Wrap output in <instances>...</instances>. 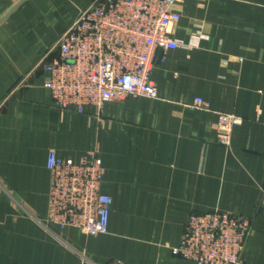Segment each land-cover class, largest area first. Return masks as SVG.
<instances>
[{
	"label": "crops",
	"instance_id": "0c3cea01",
	"mask_svg": "<svg viewBox=\"0 0 264 264\" xmlns=\"http://www.w3.org/2000/svg\"><path fill=\"white\" fill-rule=\"evenodd\" d=\"M92 1L0 0V264H196L173 248L192 213L215 210L253 220L240 264H264V0H180L170 37L192 46L157 52L156 98L63 110L42 64ZM220 113L242 118L230 146ZM94 149L108 232L48 224L49 152Z\"/></svg>",
	"mask_w": 264,
	"mask_h": 264
},
{
	"label": "built area",
	"instance_id": "2783aa9c",
	"mask_svg": "<svg viewBox=\"0 0 264 264\" xmlns=\"http://www.w3.org/2000/svg\"><path fill=\"white\" fill-rule=\"evenodd\" d=\"M179 1L93 0L57 41L59 59L42 64L54 104L83 113L86 106L101 109L129 96L156 98L151 73L157 52L192 46L170 37L181 19ZM195 105L207 108L201 98ZM241 122L237 115L219 114L222 145H231L232 130ZM47 165L52 175L48 222L89 236L107 233L113 199L102 191L105 168L98 150L79 162L51 150ZM259 206L264 210V187ZM252 230L253 220L242 215L219 210L192 213L173 253L196 264H240Z\"/></svg>",
	"mask_w": 264,
	"mask_h": 264
},
{
	"label": "water",
	"instance_id": "95a60500",
	"mask_svg": "<svg viewBox=\"0 0 264 264\" xmlns=\"http://www.w3.org/2000/svg\"><path fill=\"white\" fill-rule=\"evenodd\" d=\"M9 15V14H8ZM6 18H3L2 20H0V23L3 21V20H5Z\"/></svg>",
	"mask_w": 264,
	"mask_h": 264
},
{
	"label": "rangeland",
	"instance_id": "374dc122",
	"mask_svg": "<svg viewBox=\"0 0 264 264\" xmlns=\"http://www.w3.org/2000/svg\"><path fill=\"white\" fill-rule=\"evenodd\" d=\"M48 224H50L49 222H48V218H47V221H46ZM52 225V224H51ZM54 226V225H53Z\"/></svg>",
	"mask_w": 264,
	"mask_h": 264
}]
</instances>
